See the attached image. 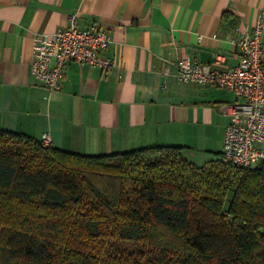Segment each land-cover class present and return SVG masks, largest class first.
<instances>
[{
	"label": "crops",
	"instance_id": "obj_1",
	"mask_svg": "<svg viewBox=\"0 0 264 264\" xmlns=\"http://www.w3.org/2000/svg\"><path fill=\"white\" fill-rule=\"evenodd\" d=\"M73 14L79 28L108 32L103 53L115 64L102 71L66 63L60 88L49 91L30 72L33 38ZM259 22L264 0H0V129L45 133L51 146L82 154L180 145L185 158L204 164L219 157L239 98L178 82L174 63L188 55L229 69L234 39Z\"/></svg>",
	"mask_w": 264,
	"mask_h": 264
},
{
	"label": "trees",
	"instance_id": "obj_2",
	"mask_svg": "<svg viewBox=\"0 0 264 264\" xmlns=\"http://www.w3.org/2000/svg\"><path fill=\"white\" fill-rule=\"evenodd\" d=\"M82 154L0 129V264H264V161Z\"/></svg>",
	"mask_w": 264,
	"mask_h": 264
},
{
	"label": "built area",
	"instance_id": "obj_3",
	"mask_svg": "<svg viewBox=\"0 0 264 264\" xmlns=\"http://www.w3.org/2000/svg\"><path fill=\"white\" fill-rule=\"evenodd\" d=\"M264 26L255 23L234 39L237 49L235 66L219 70L209 63H200L184 55L175 61V77L180 83L210 84L232 91L238 98L230 109L225 127L220 158L243 168H252L264 161ZM30 72L49 91L61 86L64 66L75 61L109 70L115 62L103 51L110 35L103 27L81 29L77 15L49 34L33 38ZM164 73L167 69L164 67ZM44 145L50 144L42 134Z\"/></svg>",
	"mask_w": 264,
	"mask_h": 264
},
{
	"label": "rangeland",
	"instance_id": "obj_4",
	"mask_svg": "<svg viewBox=\"0 0 264 264\" xmlns=\"http://www.w3.org/2000/svg\"><path fill=\"white\" fill-rule=\"evenodd\" d=\"M206 156V155H205ZM206 158V157H205ZM203 161H201V163H202Z\"/></svg>",
	"mask_w": 264,
	"mask_h": 264
}]
</instances>
